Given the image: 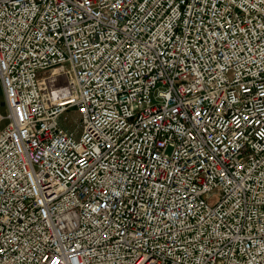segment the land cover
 <instances>
[{"label": "built area", "instance_id": "2783aa9c", "mask_svg": "<svg viewBox=\"0 0 264 264\" xmlns=\"http://www.w3.org/2000/svg\"><path fill=\"white\" fill-rule=\"evenodd\" d=\"M0 84V264H264V0H0Z\"/></svg>", "mask_w": 264, "mask_h": 264}, {"label": "rangeland", "instance_id": "374dc122", "mask_svg": "<svg viewBox=\"0 0 264 264\" xmlns=\"http://www.w3.org/2000/svg\"><path fill=\"white\" fill-rule=\"evenodd\" d=\"M5 101V96L3 89L0 84V115L5 116L7 114V107L6 105H2L1 103ZM78 115L75 110H69L66 113H64L60 120L59 123L61 126L65 127L68 130H71L75 132V134H79L80 127H79V122H78ZM7 123V120H2L0 123V128L4 127Z\"/></svg>", "mask_w": 264, "mask_h": 264}]
</instances>
